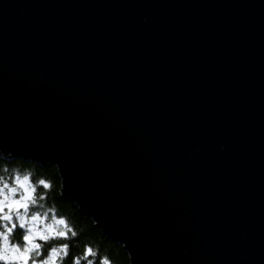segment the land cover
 <instances>
[{
    "label": "water",
    "instance_id": "water-1",
    "mask_svg": "<svg viewBox=\"0 0 264 264\" xmlns=\"http://www.w3.org/2000/svg\"><path fill=\"white\" fill-rule=\"evenodd\" d=\"M0 155L128 264H264V0H0Z\"/></svg>",
    "mask_w": 264,
    "mask_h": 264
},
{
    "label": "snow or ice",
    "instance_id": "snow-or-ice-1",
    "mask_svg": "<svg viewBox=\"0 0 264 264\" xmlns=\"http://www.w3.org/2000/svg\"><path fill=\"white\" fill-rule=\"evenodd\" d=\"M39 186L44 189L49 187L44 180L33 186L27 174L22 177L16 175L11 184L0 178V222H3V227L0 229V239L3 241L0 247V261L64 264L70 254V243L53 246L51 241L59 239L70 241L76 238L78 233L65 219L57 218L56 215L49 217L48 213H40L35 209L34 206L43 199V196H36ZM39 207L43 208V204ZM49 219L51 222L45 223ZM38 225L44 227L39 228ZM15 235H22V241L10 243ZM46 247L49 251L45 255ZM42 256L45 258L40 259ZM97 256V251L92 246L86 245L80 255L73 257V264H96ZM100 264H109V259L103 258Z\"/></svg>",
    "mask_w": 264,
    "mask_h": 264
},
{
    "label": "trees",
    "instance_id": "trees-1",
    "mask_svg": "<svg viewBox=\"0 0 264 264\" xmlns=\"http://www.w3.org/2000/svg\"><path fill=\"white\" fill-rule=\"evenodd\" d=\"M25 174L30 176L33 186L38 185L40 180H44L49 185L47 189L42 186L37 187L36 196H43V199L38 201V204L34 206L35 209L40 213H48L49 217L56 215L57 218L65 219L78 233L77 237L70 241L63 239L51 241L53 246H59L65 242L70 243V254L64 264H73V257L80 255L86 245L92 246L97 251L96 264H100L105 257L109 259V264H128V256L122 245L107 238L93 224L88 215L81 212L73 202L59 195V177L53 164L50 162L40 164L29 159L0 155V178L11 184L16 175L22 177ZM40 204H43V208L39 207ZM46 222L49 223L51 220H46ZM10 241L12 243L22 241V235H15ZM48 251L46 247L45 255ZM0 264L7 263L0 261Z\"/></svg>",
    "mask_w": 264,
    "mask_h": 264
},
{
    "label": "rangeland",
    "instance_id": "rangeland-1",
    "mask_svg": "<svg viewBox=\"0 0 264 264\" xmlns=\"http://www.w3.org/2000/svg\"><path fill=\"white\" fill-rule=\"evenodd\" d=\"M21 211H23V210H21ZM45 223H47V222L45 221ZM10 226L11 225H9V227ZM2 227H3V222H0V229H2ZM38 227L39 228H43L44 226L43 225H38ZM10 243H12V242L10 241ZM2 245H3V241H2V239H0V247H2ZM43 258H45V257H42L40 259H43ZM6 263L7 264H23L22 261H7Z\"/></svg>",
    "mask_w": 264,
    "mask_h": 264
}]
</instances>
